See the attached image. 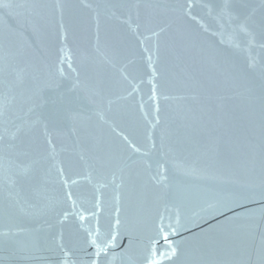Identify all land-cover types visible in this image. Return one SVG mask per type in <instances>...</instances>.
Here are the masks:
<instances>
[{"label":"water","instance_id":"95a60500","mask_svg":"<svg viewBox=\"0 0 264 264\" xmlns=\"http://www.w3.org/2000/svg\"><path fill=\"white\" fill-rule=\"evenodd\" d=\"M0 264H264V0H0Z\"/></svg>","mask_w":264,"mask_h":264}]
</instances>
